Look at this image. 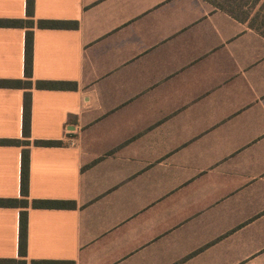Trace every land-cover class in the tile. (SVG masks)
Segmentation results:
<instances>
[{
  "label": "crops",
  "instance_id": "crops-1",
  "mask_svg": "<svg viewBox=\"0 0 264 264\" xmlns=\"http://www.w3.org/2000/svg\"><path fill=\"white\" fill-rule=\"evenodd\" d=\"M32 20L31 87H0V139L26 144L0 145V199L27 202L0 207V259L25 211V264H264V38L203 0H33ZM25 31L0 27V80H25Z\"/></svg>",
  "mask_w": 264,
  "mask_h": 264
},
{
  "label": "trees",
  "instance_id": "trees-1",
  "mask_svg": "<svg viewBox=\"0 0 264 264\" xmlns=\"http://www.w3.org/2000/svg\"><path fill=\"white\" fill-rule=\"evenodd\" d=\"M234 20L246 24V26L255 33L264 38V0H203ZM25 15L24 19H0V27L25 28L24 37V78L25 80H0V87L23 88L31 87V68H32V28L34 26L33 16V0H25ZM36 26L39 28H74L76 22L70 21H51L38 20ZM27 80V81H26ZM39 88L55 87L61 89L64 87L62 83L56 86L49 82H40L37 84ZM29 92H25L23 96V113H22V135L23 138L29 136ZM37 146L55 147L61 146V141H37L34 143ZM0 145H15L25 146L24 141L14 139H0ZM20 194L27 196L28 194V150L23 149L21 153V169H20ZM25 200L17 199H0V207H25ZM70 202L58 201H32L33 207H53V206H68ZM26 212L21 211L19 214L18 226V255L20 260L16 259H0V264H25V247H26ZM29 264H72L69 261H51V260H31Z\"/></svg>",
  "mask_w": 264,
  "mask_h": 264
}]
</instances>
